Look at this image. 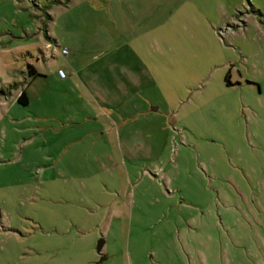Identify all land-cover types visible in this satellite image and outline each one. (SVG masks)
<instances>
[{
	"label": "rangeland",
	"instance_id": "obj_1",
	"mask_svg": "<svg viewBox=\"0 0 264 264\" xmlns=\"http://www.w3.org/2000/svg\"><path fill=\"white\" fill-rule=\"evenodd\" d=\"M0 264H264V0H0Z\"/></svg>",
	"mask_w": 264,
	"mask_h": 264
},
{
	"label": "trees",
	"instance_id": "obj_2",
	"mask_svg": "<svg viewBox=\"0 0 264 264\" xmlns=\"http://www.w3.org/2000/svg\"><path fill=\"white\" fill-rule=\"evenodd\" d=\"M37 71L34 66L29 65V74L34 75ZM18 102L22 103L24 105H27L29 103V98L26 92V89L22 91V93L18 97Z\"/></svg>",
	"mask_w": 264,
	"mask_h": 264
},
{
	"label": "water",
	"instance_id": "obj_3",
	"mask_svg": "<svg viewBox=\"0 0 264 264\" xmlns=\"http://www.w3.org/2000/svg\"><path fill=\"white\" fill-rule=\"evenodd\" d=\"M104 244H105L104 238H101L97 243L96 249H97L98 254L100 255V259L98 260L97 263H102L103 261L108 259V255L104 254L102 251Z\"/></svg>",
	"mask_w": 264,
	"mask_h": 264
},
{
	"label": "built area",
	"instance_id": "obj_4",
	"mask_svg": "<svg viewBox=\"0 0 264 264\" xmlns=\"http://www.w3.org/2000/svg\"><path fill=\"white\" fill-rule=\"evenodd\" d=\"M63 52H67V50L66 49H64L63 50ZM57 73L61 76V77H67V71L65 70V69H63V68H59L58 70H57Z\"/></svg>",
	"mask_w": 264,
	"mask_h": 264
},
{
	"label": "crops",
	"instance_id": "obj_5",
	"mask_svg": "<svg viewBox=\"0 0 264 264\" xmlns=\"http://www.w3.org/2000/svg\"><path fill=\"white\" fill-rule=\"evenodd\" d=\"M38 72V71H37ZM42 75V74H41ZM59 75V74H58ZM59 77H61L60 75H59ZM68 77V76H67ZM67 77H61V78H63V79H66ZM18 94H20V92L18 93Z\"/></svg>",
	"mask_w": 264,
	"mask_h": 264
}]
</instances>
